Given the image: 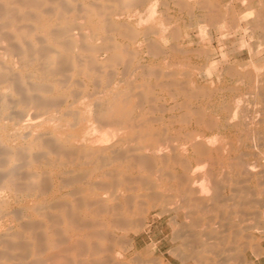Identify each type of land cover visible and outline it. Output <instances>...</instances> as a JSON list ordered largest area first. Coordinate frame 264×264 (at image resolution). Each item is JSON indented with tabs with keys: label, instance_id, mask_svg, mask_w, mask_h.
Here are the masks:
<instances>
[{
	"label": "bare ground",
	"instance_id": "1",
	"mask_svg": "<svg viewBox=\"0 0 264 264\" xmlns=\"http://www.w3.org/2000/svg\"><path fill=\"white\" fill-rule=\"evenodd\" d=\"M260 48L264 0H0V264H258Z\"/></svg>",
	"mask_w": 264,
	"mask_h": 264
},
{
	"label": "rangeland",
	"instance_id": "2",
	"mask_svg": "<svg viewBox=\"0 0 264 264\" xmlns=\"http://www.w3.org/2000/svg\"><path fill=\"white\" fill-rule=\"evenodd\" d=\"M259 31H260V30L258 29V31H257V33H256L257 36L261 34V32H259ZM261 47H262V46H261ZM244 51H245V52H244ZM244 51H242V53L238 55V57H237V58H238V59H237L238 62H245V61H247V59H248L247 57H249V56H248L249 54H248L247 50H244ZM259 51H260V54H261V55L259 54V59H261V57L264 56V50H263L262 48H260ZM244 55H245V56H244ZM243 56H244V57H243ZM240 58H241V59H240ZM246 58H247V59H246ZM239 59H240V60H239ZM262 261H263V262H262ZM263 263H264V258H261V261H259L258 264H263Z\"/></svg>",
	"mask_w": 264,
	"mask_h": 264
}]
</instances>
